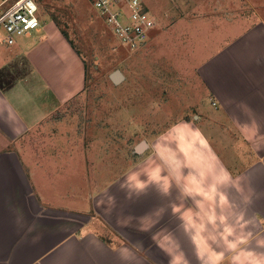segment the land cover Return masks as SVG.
I'll return each instance as SVG.
<instances>
[{
	"label": "crops",
	"instance_id": "0c3cea01",
	"mask_svg": "<svg viewBox=\"0 0 264 264\" xmlns=\"http://www.w3.org/2000/svg\"><path fill=\"white\" fill-rule=\"evenodd\" d=\"M240 2L246 14L218 8L210 22L241 29L206 43L214 50L196 68L212 95L205 110L217 117L170 126L163 145L172 154L153 155L159 168L142 171L137 182L124 183L121 172L111 185L92 187L86 159L76 167L52 150L57 136L37 148L48 119L84 88L85 64L62 32L45 28V40L36 31L11 47L0 44V264H172L179 255L200 264L193 233L172 209L195 210L196 193L225 170L231 180L218 186L224 212L244 214L253 238L242 248L264 258L256 244L264 238V0ZM203 44H195L199 53ZM213 205L219 214L218 196ZM241 264L250 261L241 257Z\"/></svg>",
	"mask_w": 264,
	"mask_h": 264
},
{
	"label": "rangeland",
	"instance_id": "374dc122",
	"mask_svg": "<svg viewBox=\"0 0 264 264\" xmlns=\"http://www.w3.org/2000/svg\"><path fill=\"white\" fill-rule=\"evenodd\" d=\"M142 1L155 27L141 48L131 49L118 42L89 0H38L41 25L35 36L45 40V28L52 27L65 33L83 59L85 83L80 94L48 119L50 124L42 127L34 142L37 148L52 144L53 151L68 155L76 167H83L86 159L92 187L111 185L121 172L125 183L131 170L139 173V179L142 171L159 168L154 158L161 159L164 152L172 154V148L163 145L170 126L216 116L214 110H205L212 95L196 68L214 50L206 43H222L223 32L229 36L232 27L235 31L242 27L210 22L220 12L218 8L226 11L234 6L242 15L240 0ZM196 43H204L202 53ZM116 72L123 76L118 83L112 80ZM65 74L62 71L61 76ZM52 135L58 137L57 142L51 143ZM141 143L147 147L137 153ZM66 157H59L61 164H66ZM82 169L75 168V172ZM78 180L82 177L76 176Z\"/></svg>",
	"mask_w": 264,
	"mask_h": 264
},
{
	"label": "clouds",
	"instance_id": "9594fccd",
	"mask_svg": "<svg viewBox=\"0 0 264 264\" xmlns=\"http://www.w3.org/2000/svg\"><path fill=\"white\" fill-rule=\"evenodd\" d=\"M136 179L135 175L128 177L129 182ZM230 180L231 177L225 170L214 185L206 191L196 193L200 199L195 203V210L175 206L172 211L174 214H180L185 232L193 233L191 239L200 264H241V257L249 259L250 264H264V258H253L251 251L245 252L242 248L253 238V233L247 231L250 222L245 219L244 214H225L224 212V209L228 207V201L224 194L218 191V186L229 184ZM136 187L141 188L143 185L137 184ZM185 191L186 194L191 195L187 189ZM217 196L221 209L219 214L213 205ZM231 215H235L234 220L230 219ZM209 231L212 234L209 235ZM256 244L258 247H264V238L257 239ZM213 245L222 246V250L217 251ZM172 264H187V261L179 255L175 257Z\"/></svg>",
	"mask_w": 264,
	"mask_h": 264
},
{
	"label": "built area",
	"instance_id": "2783aa9c",
	"mask_svg": "<svg viewBox=\"0 0 264 264\" xmlns=\"http://www.w3.org/2000/svg\"><path fill=\"white\" fill-rule=\"evenodd\" d=\"M118 42L141 48L155 27L142 0H89ZM41 25L38 0H0V44L15 45L38 31Z\"/></svg>",
	"mask_w": 264,
	"mask_h": 264
},
{
	"label": "water",
	"instance_id": "95a60500",
	"mask_svg": "<svg viewBox=\"0 0 264 264\" xmlns=\"http://www.w3.org/2000/svg\"><path fill=\"white\" fill-rule=\"evenodd\" d=\"M112 80L115 83H118V82L123 80V76L119 72H116L115 74L112 75ZM145 149H146L145 143H141L139 146H137L136 152L140 153V152L144 151Z\"/></svg>",
	"mask_w": 264,
	"mask_h": 264
},
{
	"label": "trees",
	"instance_id": "16d2710c",
	"mask_svg": "<svg viewBox=\"0 0 264 264\" xmlns=\"http://www.w3.org/2000/svg\"><path fill=\"white\" fill-rule=\"evenodd\" d=\"M62 35L64 36V38L66 39V40H68V42H69V39H68V37H67V35L65 34V33H62ZM70 45L72 46V44L70 43Z\"/></svg>",
	"mask_w": 264,
	"mask_h": 264
}]
</instances>
